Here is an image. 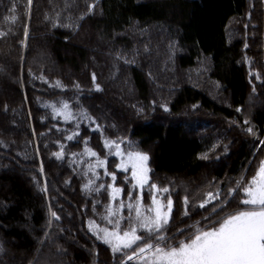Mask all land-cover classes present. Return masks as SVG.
I'll return each mask as SVG.
<instances>
[{
    "label": "trees",
    "instance_id": "1",
    "mask_svg": "<svg viewBox=\"0 0 264 264\" xmlns=\"http://www.w3.org/2000/svg\"><path fill=\"white\" fill-rule=\"evenodd\" d=\"M105 140L149 156L173 245L244 209L236 181L264 160V0H0V264L127 261L90 231L112 230L108 184L114 208L141 191Z\"/></svg>",
    "mask_w": 264,
    "mask_h": 264
},
{
    "label": "snow or ice",
    "instance_id": "2",
    "mask_svg": "<svg viewBox=\"0 0 264 264\" xmlns=\"http://www.w3.org/2000/svg\"><path fill=\"white\" fill-rule=\"evenodd\" d=\"M28 2L30 5L31 0ZM93 81L95 82V76ZM63 107L67 109L66 104ZM247 131L251 134L253 129L248 128ZM68 139L71 140L73 137L69 136ZM260 143L264 144V141ZM104 146L106 149L114 148L115 152L112 154L120 157L121 162L117 165L119 171H131L130 179L126 177L125 182L130 183L132 189L141 190L135 197L132 192L128 193L129 200L134 202L128 204L121 202L114 208L111 201L118 199L123 190L114 187L113 184L107 185L110 190V203L106 206L107 214L102 219L112 225V230L96 228L93 222L90 224V231H93L97 239L107 244L113 253L122 252L127 256V261L136 260L138 264H264V160L259 162L255 175L250 181L244 183L243 178L236 181V189H242L244 194V198L240 200V203L245 206L244 209L226 215L218 222V227L203 229L193 225L192 235L173 245L168 242V237L164 234L172 218L173 200L168 196L167 203L164 204L160 197L168 193L169 189L149 183V156L140 151L129 150L125 153L121 150L120 143L111 140H105ZM85 154L88 157L97 156L96 152L88 148L85 149ZM54 155L57 159L62 158V152L54 153ZM104 166L105 161L97 159L95 164L89 165L88 170L98 179L94 169ZM104 175H111L113 182L116 181L115 174L105 170ZM94 183L95 180L90 179L84 185V190L99 192L105 187L101 184L93 189ZM145 186H148L151 192V205L148 206L144 204ZM234 191L230 189L229 194ZM219 197L220 193H208L206 200L200 203L199 207L205 208L207 204ZM187 204L188 201L185 198V205ZM125 207L130 213L127 217L129 225L126 229H122L121 220L125 218L121 217L120 213ZM50 213L53 218L59 219L54 211L50 210ZM138 232L146 233V237L138 235ZM141 241L143 243H139ZM127 249H132L130 254L125 251ZM127 261L122 260V264H127Z\"/></svg>",
    "mask_w": 264,
    "mask_h": 264
},
{
    "label": "rangeland",
    "instance_id": "3",
    "mask_svg": "<svg viewBox=\"0 0 264 264\" xmlns=\"http://www.w3.org/2000/svg\"><path fill=\"white\" fill-rule=\"evenodd\" d=\"M115 156H116V155H115ZM116 157L118 158V161H119V163H118V164H120V162H121V161H120V157H118V156H116Z\"/></svg>",
    "mask_w": 264,
    "mask_h": 264
}]
</instances>
